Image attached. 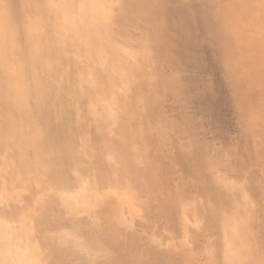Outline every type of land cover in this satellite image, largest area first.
<instances>
[{
  "label": "rangeland",
  "instance_id": "374dc122",
  "mask_svg": "<svg viewBox=\"0 0 264 264\" xmlns=\"http://www.w3.org/2000/svg\"><path fill=\"white\" fill-rule=\"evenodd\" d=\"M99 2L42 108L65 178L23 167L20 128L0 131V198H19L0 230L34 218L50 264L72 237L97 264H264V0ZM174 24L187 61L163 43Z\"/></svg>",
  "mask_w": 264,
  "mask_h": 264
},
{
  "label": "bare ground",
  "instance_id": "6f19581e",
  "mask_svg": "<svg viewBox=\"0 0 264 264\" xmlns=\"http://www.w3.org/2000/svg\"><path fill=\"white\" fill-rule=\"evenodd\" d=\"M19 1L20 6L16 0H0V131L6 126L11 131L20 128L24 146L23 150H18V157L23 167H28L35 160L44 171L58 172L64 179L65 159L57 156L52 146L56 138L54 128L57 126L49 122L44 114V98L47 89H52V78L58 73V60L67 53L66 45L71 43L73 46L77 42L80 51L91 41L89 36L93 31V21L95 17L102 18L94 6L101 8V5L99 0H80L76 10L72 0H48L41 6L36 4L37 0ZM37 6L39 11L35 8ZM32 10H35L34 13L37 11L36 17L33 14V21L29 20ZM23 13L28 18H23ZM162 39L172 62L189 59V47L179 26L174 24L163 31ZM84 54L79 52L80 62L90 56L89 51L87 56ZM54 55H57V61ZM90 57V61L94 59ZM98 58L101 70L108 73L107 61ZM36 103L42 104V107H35ZM7 115L10 117L7 118ZM5 144L1 142V146L7 147ZM5 198H0V205L5 203L9 208L11 201ZM18 201L19 198L15 202ZM75 201L79 209L82 203L80 199ZM15 202L11 204L16 205ZM84 205L88 210L91 201L84 200ZM28 220L30 227L21 230V233L17 231V236L9 229L11 226L0 230V264H50L46 248L43 247L44 240H40L39 231L34 226L36 220L27 217ZM55 252L65 264H97L92 255L89 257L85 253L76 237L66 239L61 246L55 247Z\"/></svg>",
  "mask_w": 264,
  "mask_h": 264
}]
</instances>
